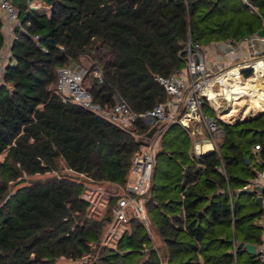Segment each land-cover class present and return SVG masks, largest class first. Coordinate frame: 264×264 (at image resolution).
I'll use <instances>...</instances> for the list:
<instances>
[{"label":"trees","instance_id":"trees-1","mask_svg":"<svg viewBox=\"0 0 264 264\" xmlns=\"http://www.w3.org/2000/svg\"><path fill=\"white\" fill-rule=\"evenodd\" d=\"M42 1L49 6L47 13L26 12L28 0H16L24 31L15 29L0 82V264H233L225 245L259 243L258 235L239 240L235 233L243 220L235 200L242 194L236 196L235 189L253 176L237 181L227 166L248 158L235 132L247 136L264 126L232 128L219 122L223 134L217 140L218 152L199 158L178 142V136L166 139L176 125L165 129L144 202L163 245L155 246L144 224L130 217L122 237L105 246L101 239L108 216H90L89 203L81 197L86 189L80 174L124 186L150 125L138 118L130 129H123L79 104L63 102L55 92L57 69L80 67L78 60L84 57L91 61L85 88L94 102L108 108L118 95L136 113L151 110L167 98L155 76H167L184 65L179 52L188 39L205 46L237 40L263 27L256 29L243 19L240 26L237 6L245 2ZM3 16L0 13V61L6 46ZM232 86L231 109L216 111L219 118L236 127V122L242 126L264 114V72L260 82L256 71L249 79L237 77ZM254 144L260 145L263 164L264 142ZM160 153L173 160L175 171L157 185ZM60 163L80 177L54 175L13 190L26 181L24 176L60 171ZM228 187L234 191L232 207ZM114 200L109 198V206ZM249 215L259 217L260 212ZM227 224L234 226L230 242L224 233Z\"/></svg>","mask_w":264,"mask_h":264},{"label":"built area","instance_id":"built-area-1","mask_svg":"<svg viewBox=\"0 0 264 264\" xmlns=\"http://www.w3.org/2000/svg\"><path fill=\"white\" fill-rule=\"evenodd\" d=\"M15 2L16 0H0V13L4 15L6 24L5 41L8 52L10 51L12 41L16 38L15 29L20 28L24 31L21 27V21L18 18V9ZM27 3L28 7L26 6V12L37 9L34 5L30 4L31 0H28ZM255 36H257L256 32L237 40L229 38L223 41L212 42L205 46L188 39L185 47L179 52V57L184 65L175 69L167 76H155V80L165 90L167 95L166 100L144 113L134 112L127 102L118 95H114V104L112 106L108 108L102 107L99 103L93 101L92 95L83 86L86 72L82 67L68 65L57 69L55 92L61 97L63 102L79 104L107 118L110 122L123 129H130L133 122L138 118L150 126L158 123L156 134L154 133L155 135L150 139H147L145 136L144 143L134 153L126 184L121 187V192L111 195L115 200L109 208V217L105 220V225L108 228L106 241L109 244L122 237L124 230L123 232L121 231L120 225L128 222L130 217L141 220L144 225L148 222L144 202L147 199V193L151 183V173L155 162V151L159 143V133H163L167 125L178 124L189 133L192 141L191 153L195 158H199L203 154L218 152L217 140L221 133L218 122L226 123L232 128H240L248 125L249 127H254L252 125L255 123L241 126L237 125V122L235 123L236 127H233L230 122H227L228 120L226 118H219L213 108V104L220 100L223 108L230 111L234 96H228L222 99V89L228 90L233 88V81L237 77L249 79L250 76L256 74L257 67L264 64V53H250L248 41ZM33 38L37 40L39 36L33 35ZM219 42H223L230 48L228 52L221 53L222 56L235 54L243 47L246 49L247 57L243 58L236 65H225L221 60L222 66H220L217 61H211L206 58V52L208 51L220 53L217 50V44ZM96 76L99 78V81H102L100 72H96ZM2 77L3 70L2 75H0V81ZM204 105L211 110L214 118L203 114ZM147 119H150L149 123ZM229 120L235 122V116H231ZM191 122L192 126L190 124ZM262 126L264 124H261L259 127ZM198 133H203L205 138L198 139ZM259 150L260 145L255 144L253 146V154H257ZM220 170L224 173V169L220 168ZM80 176L87 178L82 174ZM248 185L251 187V191L256 185L264 188V162L263 170L256 174L255 177L250 178L249 182L243 187ZM227 193L232 207L231 199L234 191L228 187ZM84 194L81 197L91 207V203L87 200V197L85 198ZM261 210L262 215L258 220V225L264 229V192L261 193ZM238 244L236 241L233 242L235 257L238 251ZM101 245L107 246L104 241L101 242ZM254 264H264V237L262 242L256 245Z\"/></svg>","mask_w":264,"mask_h":264},{"label":"rangeland","instance_id":"rangeland-1","mask_svg":"<svg viewBox=\"0 0 264 264\" xmlns=\"http://www.w3.org/2000/svg\"><path fill=\"white\" fill-rule=\"evenodd\" d=\"M229 1L233 3L235 2V0H229ZM249 1L250 0H241L242 3L245 2L244 4L248 6H245L244 4L243 5L238 4L237 6L240 26H243V21H248L252 24L254 28L257 29V27L263 26L264 0H251L250 1L251 3ZM30 4L34 5L35 8H37L36 11L39 13H45V12L47 13L49 10V6L43 3L42 0H31ZM27 7H28V3H27ZM201 45L204 46L203 44ZM5 48L6 49H4L3 57L0 61V75H2V70L4 71L5 69L4 64H6L5 63L6 60L4 62L3 60L6 59L5 57L9 55V52L7 51V46H5ZM245 57H247V52H246V49L243 47L240 48L238 52H236L235 54H231L229 56H225V55L222 56L221 53H215L211 51L206 52V58L210 59L211 61H217L220 64V66H222L221 60H222V63L225 65H236L239 62H241V60ZM78 63L80 67H82L83 70L86 72L85 78L83 80V86L85 87V84L87 82L86 76L89 72L91 61L89 59H85L84 57H80L78 60ZM262 68L264 71V64H262ZM222 107L215 106V104H213V108L215 111L221 110ZM203 114L211 118H214V115L212 114L211 110L207 109L205 105L203 106ZM263 116L264 114L255 115L253 116V121L247 124L255 123L254 125L260 126L261 124H264ZM190 124L192 126V122ZM173 125H176V126L171 129L169 134L166 136V139H169L171 135L178 136V139H179L178 142L183 143L185 148H189V150L191 151L192 141H191V137L189 133L178 124H169L167 125L166 129H169ZM179 127H181L185 131V134L184 133L181 134V129ZM219 128L221 130V133L223 134L222 132L223 126L220 125V123H219ZM257 129H259V127ZM155 134H153V136ZM161 134L162 133H159V141L161 138ZM235 135L237 136V139H236L237 144L239 145V147L243 150L244 154H246L250 160L247 158V160H249V163H247V162H243V160L241 161L240 159H238L237 162L231 165H228L227 170L234 179H237V181H242L248 178L249 176L255 177L256 174H258L259 172L263 170L262 157L258 153L253 154V146L255 145V144L253 145V142L254 141L264 142V130L257 131L251 134H247V136L246 135L239 136L238 132H235ZM197 138L203 139L205 138V135L203 133L202 134L198 133ZM157 150L158 149H156L155 151V156H156ZM156 160H157V168L154 173V180L157 185H161L163 181H168L171 178V175L175 171L174 170L175 166L173 164V160L168 158L167 154L165 153L158 154V157ZM59 167H60V171L54 170V171L46 172L44 174L24 176L26 181L23 183H20L19 185L14 186L13 190L18 188L19 186L29 184L31 181L42 180L46 177H51L54 175L57 176L58 178L64 177V178H70V179H76L77 177H80L78 173L73 172L72 170L66 168L63 165V163H60ZM82 179L84 180V186L86 189L84 192L85 198L87 197L88 198L87 200L91 203V207H88V210H89L88 213L90 214V216L97 218V219L103 218V216L105 215L109 217V208H110L109 198H111L112 194L120 193L122 190L121 188L122 186H118V185H115L109 182H95V181H92L84 177H82ZM235 187L236 186H234V188ZM108 190L111 191V193H109ZM257 195H258V192L255 189H252L251 194H242L241 196L235 198L237 205L240 207V211L238 215L243 216V220L241 223L237 225L235 233H236L237 239L243 238L244 235H250V233H252L253 235H258L260 237V241L257 244H260L264 237V229L260 227L259 225H257L258 220L260 219L262 215V210H259L258 205L255 203V197ZM257 212H260L259 217L257 215L254 217H251L249 215V213H257ZM145 225L144 226L147 232L150 234L153 244L155 246L163 245L161 243L159 236L156 234L153 226L151 225V221L149 220V217H148V222ZM120 228L122 232L123 230L128 229L129 222H124L122 225H120ZM224 231H225L224 233L228 241L230 242L233 237V232H234L233 224L225 225ZM107 235H108V228H107V225L104 224L101 242L104 241V243H106L107 246L113 245L114 242L109 244V242L106 241ZM224 249L226 250V252L232 255L233 264H254L255 256L251 255L247 250L238 248V253L236 254V257H235L234 249L231 244H229V247L228 245H225ZM87 258L90 259V256H87L86 260H88ZM79 262L80 261H78V263ZM226 264H230V262Z\"/></svg>","mask_w":264,"mask_h":264},{"label":"water","instance_id":"water-1","mask_svg":"<svg viewBox=\"0 0 264 264\" xmlns=\"http://www.w3.org/2000/svg\"><path fill=\"white\" fill-rule=\"evenodd\" d=\"M255 37L249 39L248 44L250 48V53L252 54H263L264 53V26L256 31ZM229 47L223 42H219L217 44V50L220 53H226L229 51ZM147 122H150V119H147ZM158 129V123H155L151 126L146 134L147 138H151ZM249 163V160H247ZM254 189L258 192V195L255 197V203L258 205L259 210H261V193L263 192V187L260 185H256ZM251 187L248 185L246 187H241L235 189V195L239 196L240 194H251ZM244 247L251 255H255V244L249 242H240L238 244V248Z\"/></svg>","mask_w":264,"mask_h":264},{"label":"bare ground","instance_id":"bare-ground-1","mask_svg":"<svg viewBox=\"0 0 264 264\" xmlns=\"http://www.w3.org/2000/svg\"><path fill=\"white\" fill-rule=\"evenodd\" d=\"M32 11H36V9H32ZM257 72H258V82H260V79H261V77H262V75H263V68H262V64L260 65V66H258L257 67ZM228 96H230V90L228 89H222V91H221V97H222V99L224 98H227ZM222 102L220 101V100H218V102L217 103H215V106H219V107H222ZM155 133V132H154ZM147 138V137H146ZM152 138V137H151ZM148 139V138H147ZM150 139V138H149ZM264 189V188H263ZM263 192H264V190H263ZM262 192V193H263ZM257 245V244H256ZM255 245V246H256ZM241 249H245L244 247H241ZM246 250V249H245ZM255 254H256V248H255ZM255 256V255H254Z\"/></svg>","mask_w":264,"mask_h":264}]
</instances>
